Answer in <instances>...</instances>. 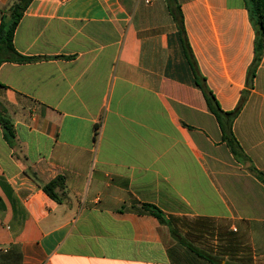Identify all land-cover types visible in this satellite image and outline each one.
Listing matches in <instances>:
<instances>
[{
    "label": "crops",
    "instance_id": "obj_1",
    "mask_svg": "<svg viewBox=\"0 0 264 264\" xmlns=\"http://www.w3.org/2000/svg\"><path fill=\"white\" fill-rule=\"evenodd\" d=\"M178 2L189 54L166 0L29 5L14 45L35 59L0 66V264H264V48L251 77L244 0Z\"/></svg>",
    "mask_w": 264,
    "mask_h": 264
},
{
    "label": "trees",
    "instance_id": "obj_2",
    "mask_svg": "<svg viewBox=\"0 0 264 264\" xmlns=\"http://www.w3.org/2000/svg\"><path fill=\"white\" fill-rule=\"evenodd\" d=\"M34 0H13L11 7L4 12L0 23V66L5 62H19L24 63L35 58L26 57L19 53L14 45L15 32L26 12L29 5ZM169 11L178 26L183 47L190 52L188 46L186 30L184 25V17L178 0H166ZM246 8L248 9L250 20L256 32V58L254 65L250 69L251 77L255 75V69L261 59L264 48V0H244ZM190 56V55H189ZM198 85L204 93L206 102L211 112L216 117L222 132V141L227 145L230 152L240 163L250 161L247 154L244 152L240 142L237 140L233 132V123L239 114L236 109L231 112H225L221 109L219 102L214 94L207 88L204 80H198ZM0 123L2 124L6 138L12 140L15 137V132L11 121L7 118L5 113L0 110ZM249 170L253 175L264 183V174L250 166ZM55 184L52 183L45 187L46 193L54 199H58L53 192ZM144 210L150 215L156 217L160 222H164V213L160 208L152 204H144Z\"/></svg>",
    "mask_w": 264,
    "mask_h": 264
},
{
    "label": "built area",
    "instance_id": "obj_3",
    "mask_svg": "<svg viewBox=\"0 0 264 264\" xmlns=\"http://www.w3.org/2000/svg\"><path fill=\"white\" fill-rule=\"evenodd\" d=\"M155 0H145V2L147 3V4H151V3H153Z\"/></svg>",
    "mask_w": 264,
    "mask_h": 264
}]
</instances>
